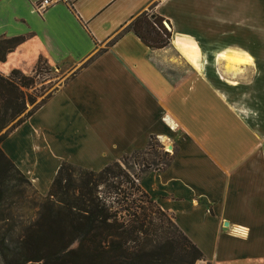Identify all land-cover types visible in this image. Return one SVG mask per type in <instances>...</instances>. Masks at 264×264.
<instances>
[{"label": "crops", "instance_id": "1", "mask_svg": "<svg viewBox=\"0 0 264 264\" xmlns=\"http://www.w3.org/2000/svg\"><path fill=\"white\" fill-rule=\"evenodd\" d=\"M35 1L0 0V39L22 38L0 68L70 74L3 155L44 196L62 163L98 172L155 137L174 158L140 188L206 263L264 264V0H66L42 16ZM148 10L167 48L127 30Z\"/></svg>", "mask_w": 264, "mask_h": 264}, {"label": "trees", "instance_id": "2", "mask_svg": "<svg viewBox=\"0 0 264 264\" xmlns=\"http://www.w3.org/2000/svg\"><path fill=\"white\" fill-rule=\"evenodd\" d=\"M163 22L148 10L127 30L145 47L162 50L171 39ZM21 42L0 39V63ZM42 73L48 69L39 60L33 75L0 76V143L50 98L36 104ZM154 147L162 149L150 136L144 150L98 172L62 163L44 196L0 150V264H208L139 186L144 173L173 161L167 153L142 157Z\"/></svg>", "mask_w": 264, "mask_h": 264}, {"label": "rangeland", "instance_id": "3", "mask_svg": "<svg viewBox=\"0 0 264 264\" xmlns=\"http://www.w3.org/2000/svg\"><path fill=\"white\" fill-rule=\"evenodd\" d=\"M15 62V61H14ZM14 64V63H13ZM12 65V63H9V66ZM37 65V64H36ZM36 68V66H35ZM35 68L29 75H33ZM220 68V66L218 67ZM20 71H25L24 67L22 65L19 67ZM46 69H48V73H42L40 77L36 80V92H37V98H36V104L39 103L42 99L52 96L58 88L66 82V80L69 77L70 69L68 67H48L46 66ZM223 72L227 74L230 78V80H235V77L237 75V68L235 66L225 65L222 68ZM2 72V73H1ZM23 73V72H22ZM172 73V71L170 72ZM9 75L8 73H5L0 68V76L7 77ZM31 107H28V110H30ZM160 146L162 147L161 150H156L157 148L154 147L153 149L148 151L147 155H141L142 157L149 158V159H162V154L167 153L169 155H172L173 149H168V146H165L159 142ZM142 151V150H139ZM129 165H131V168L133 172L137 171V167L133 165V160H130ZM26 177V176H25ZM34 188V187H33ZM35 189V188H34ZM41 195V194H40ZM168 216V215H167ZM169 217V216H168Z\"/></svg>", "mask_w": 264, "mask_h": 264}, {"label": "built area", "instance_id": "4", "mask_svg": "<svg viewBox=\"0 0 264 264\" xmlns=\"http://www.w3.org/2000/svg\"><path fill=\"white\" fill-rule=\"evenodd\" d=\"M66 2V0H36L33 5V12L42 16L51 7Z\"/></svg>", "mask_w": 264, "mask_h": 264}, {"label": "bare ground", "instance_id": "5", "mask_svg": "<svg viewBox=\"0 0 264 264\" xmlns=\"http://www.w3.org/2000/svg\"><path fill=\"white\" fill-rule=\"evenodd\" d=\"M188 59H189V61H190L195 67H197V65L195 64V61H194L193 59H191V58H189V57H188Z\"/></svg>", "mask_w": 264, "mask_h": 264}, {"label": "water", "instance_id": "6", "mask_svg": "<svg viewBox=\"0 0 264 264\" xmlns=\"http://www.w3.org/2000/svg\"><path fill=\"white\" fill-rule=\"evenodd\" d=\"M163 25L167 28V29H169V26H168V24L166 23V22H163ZM168 149H172L171 147H168Z\"/></svg>", "mask_w": 264, "mask_h": 264}]
</instances>
